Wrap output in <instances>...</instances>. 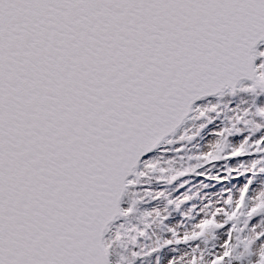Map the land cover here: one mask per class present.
<instances>
[{"label": "snow or ice", "instance_id": "6c2138e0", "mask_svg": "<svg viewBox=\"0 0 264 264\" xmlns=\"http://www.w3.org/2000/svg\"><path fill=\"white\" fill-rule=\"evenodd\" d=\"M0 264H264V0H0Z\"/></svg>", "mask_w": 264, "mask_h": 264}, {"label": "rangeland", "instance_id": "374dc122", "mask_svg": "<svg viewBox=\"0 0 264 264\" xmlns=\"http://www.w3.org/2000/svg\"><path fill=\"white\" fill-rule=\"evenodd\" d=\"M226 99V98H225Z\"/></svg>", "mask_w": 264, "mask_h": 264}]
</instances>
